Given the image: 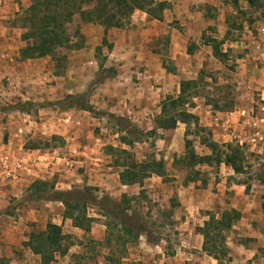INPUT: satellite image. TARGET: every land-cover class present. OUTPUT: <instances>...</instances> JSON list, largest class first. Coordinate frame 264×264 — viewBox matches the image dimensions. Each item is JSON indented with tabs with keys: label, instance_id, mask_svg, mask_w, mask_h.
<instances>
[{
	"label": "crops",
	"instance_id": "crops-1",
	"mask_svg": "<svg viewBox=\"0 0 264 264\" xmlns=\"http://www.w3.org/2000/svg\"><path fill=\"white\" fill-rule=\"evenodd\" d=\"M159 1L171 5L164 11L161 21L137 11L132 15L129 26L122 29L107 28L100 22L84 25L81 29L83 48L72 50L67 55L64 72L55 75L43 65L46 59H15L24 43L20 40L21 30L15 28L12 22L16 13L22 12L26 5L23 0H0V70L8 71L11 75L10 89L19 94L21 89L24 98L0 99V106L7 107L0 109V157L21 158L25 165L18 180L1 182L0 210L8 206L6 199L19 198L35 182L47 181L53 182L56 191L69 192L77 187H89L100 196L107 194L115 201H119L122 195L139 199L146 191L144 194H149L152 202H161L164 208L171 211L170 200L175 196L178 205L174 209L180 216L179 228L184 235L177 252L173 256H165L163 249L166 242L159 240L150 244L142 232L134 243L135 248L129 250L128 256L122 257L121 261L130 264H217L202 252L203 237L196 228L202 227L207 219L201 213L229 206L241 213L239 227L235 225L234 229L240 230L241 236L257 240L248 245L227 243L229 257L232 261L252 260L259 249L264 248V236L259 237V232L246 222L250 218L252 220L246 202L248 197L244 186L231 180L233 171L221 164L209 174L205 184L200 180L185 184L186 173L175 164V160L185 154L187 145L202 152L200 155H209V150L200 144V136L195 133L197 127L204 132L200 135L204 134L218 144L232 141L245 143L249 138L248 119L243 113H248L264 100V22H257L256 34L252 31L253 24V29H248L241 39L224 40L226 32L230 31L227 18L237 12L231 3L223 0ZM238 6L240 10L249 8L246 0H239ZM207 8L211 10V16L206 15ZM175 21L179 22L180 29L171 26ZM209 27L214 31L213 38L224 40L223 53L238 54L234 70L228 72L229 81L239 90L241 99H237L231 109H220V102L214 99L193 96L192 104L186 107L195 120L186 123L176 121L164 128L160 122L163 118L162 103L167 97L178 96L183 82H210V78L202 74L204 70L222 73L225 69L223 62L213 56L211 46L203 42L202 37L208 34ZM158 40L166 43L165 50L158 45ZM191 44L194 49L189 52ZM104 69L105 74L93 84L99 71ZM45 81L51 82L48 87L55 93L51 99L40 94L36 86L29 85L44 84ZM15 84H23L27 88ZM89 88L92 95L85 102L86 108L72 104L63 108L54 103L63 100L64 95L82 94ZM49 102L51 105H48ZM19 104L29 108H16ZM119 118L127 120L141 133L150 135V144L143 142L139 148L142 152L150 151L152 147L157 149L156 161L163 163V175L152 173L142 184L126 185L121 182L120 174L124 168L116 163L118 151L129 152L132 143L139 145V142L127 144L116 139L126 135L112 123ZM19 131L22 133L19 134ZM42 136L61 138L64 148L45 149L29 145ZM148 159L145 153H140L134 159L137 165L135 171L141 172L140 166L151 161ZM230 195L233 198L227 203L225 199ZM47 201L57 203L64 210L61 202ZM47 212V217L51 218L52 214L49 210ZM62 213L57 215V220L45 219L42 231L48 225H55L62 234H65L63 229L66 228L67 233L77 230L99 242L106 239V224L97 222L96 216L87 214L92 223L89 231L85 232L73 227L70 220H63ZM27 216L14 225L13 217H5L8 223L0 225V237L6 248H19L18 245L27 241L24 224L34 215ZM99 216L105 218L102 214ZM21 248L33 255L23 245ZM72 248L77 247L71 246L64 256L55 255L51 264H56L57 259L71 257ZM153 249L159 250L161 261L155 260L159 257ZM144 251L154 252L153 259L146 257ZM75 252L79 254L82 251ZM194 254L200 256L194 258ZM107 256L102 257V262H107ZM36 257L40 259V256ZM256 264H264V254L257 256Z\"/></svg>",
	"mask_w": 264,
	"mask_h": 264
},
{
	"label": "rangeland",
	"instance_id": "rangeland-1",
	"mask_svg": "<svg viewBox=\"0 0 264 264\" xmlns=\"http://www.w3.org/2000/svg\"><path fill=\"white\" fill-rule=\"evenodd\" d=\"M25 9L22 10V12H17L12 25L15 28H19L21 30V34H23L25 31L23 28H21L22 19L24 17L26 9L31 4L32 0H23ZM159 1V0H154ZM239 1V0H238ZM262 7L259 8H248L247 10H240L239 6L236 8L237 12L236 14H231L227 18L228 28H230V31L226 32L224 40L227 38L233 39V40H239L245 35L246 31L248 29H253L251 26H254V29L252 30L253 33L256 34L255 28H257L258 24L257 22H264V2H261ZM171 6V5H170ZM206 15L211 16L212 12L208 8L206 9ZM131 22V19H130ZM179 22L175 21L171 24L176 29H180V27L177 25ZM90 24V23H86ZM80 22V19L78 16H75L73 18V22L68 25V32H72V30L75 28V25H78L80 27V30L83 28L84 25ZM129 26V25H128ZM208 34L204 36V41H207L208 39H215L212 37L214 31L211 27H209L206 31ZM82 34V32H81ZM83 35V34H82ZM21 37V35H20ZM84 37V36H83ZM21 40V39H20ZM218 42H224V40H218ZM23 42V41H21ZM74 43L79 42V39L73 40ZM23 46L19 49L18 54L16 55L15 59L18 61H24L21 58L20 51L21 49H24L26 47V43L23 42ZM158 45H162L161 49L165 50L166 43L163 42V40H158ZM84 46V45H83ZM83 48V47H82ZM194 45L191 44L189 46V50H193ZM220 49L222 50V45H220ZM72 50L65 51L61 50L60 55H68ZM99 56V54H97ZM238 54H227L226 61L223 62V66H225V69L222 73H210L209 70L202 71V74L208 78H210V82H205V80H199L197 82V87L193 90H190V94L194 96H198L200 98L204 99H214L215 101L220 102V105L218 108L220 109H231L237 102V99H241V95L239 90H237L236 86L231 84L229 81L230 76L228 71H233L234 67L236 66L234 64L235 58ZM101 59V56H99ZM40 59H46V62H43L44 66L49 67L50 71L57 75V73L64 72L65 68L67 67V57L66 61L63 60L62 62H56L51 57H44ZM9 64H13L7 60ZM170 66V64H168ZM171 67V66H170ZM227 70V71H226ZM0 99H24L23 96H21L22 90H20V94L16 91H12L10 89V81L9 78L11 77L10 74H8V71H4L3 69L0 70ZM104 71H99V75H97L93 81V84L99 81L101 76L105 74ZM16 76V75H14ZM17 78V77H15ZM18 79H21L18 77ZM16 83V81H15ZM50 81H45L44 84H34L29 83L30 86H36L35 89L40 92L43 96L55 97V93L51 90ZM20 85L19 87H23V89H26V86H23V84H15ZM14 85V86H15ZM40 86V87H39ZM3 90V91H2ZM11 92V94H10ZM82 94H89L87 96V99L91 98L92 92L90 91V88L87 89ZM81 94H75V95H64L61 99V101H56L54 103L58 104L61 107H67L72 105H81L83 102L81 100H69L68 96H77ZM53 99H57L53 98ZM45 105V102L43 103ZM48 105H51V102L48 103ZM6 109V106H0L1 108ZM23 107L26 108L29 106L24 104L16 105V108ZM31 110V109H29ZM113 124L117 127V129L122 130L126 133V135L118 136L116 139L118 141L123 142H139V145H134L132 143V148L127 152V154L119 155L117 156L116 163H120L121 165H127L129 166L131 162H134L137 157L140 156V153H145L147 155V158L151 161L157 160L156 154L157 149L152 147L150 151L142 152L139 147H141V144L143 142H146L147 145L150 144V141L148 138L150 137L149 134H143L140 131L136 130L134 127H131L127 120L123 118L114 119L112 121ZM114 126V127H115ZM225 144H232L235 146H238L244 157V161L242 163L243 171L241 174H237L233 177H231V180L237 184H241L244 186V192L245 195H247L248 198H246V202L249 204L250 209V217H252V220H246L248 224L252 226L255 232H259V237L262 238L264 236V141L261 144L256 145V147H252L250 145L244 144V146L239 145L238 142L232 141ZM29 145H37L39 147L50 149V148H64V143L61 138L57 136H42V138L36 139L33 142H31ZM218 145H224V144H218ZM198 155H200L202 152L199 150H195ZM221 152H225L224 148L220 149ZM210 156V151H209ZM120 159V160H119ZM148 159V160H149ZM153 159V160H152ZM135 163V162H134ZM197 169V168H196ZM186 175H189V171L183 169ZM199 170V177L200 180L209 179V174L213 173L215 170H217V167L214 165L207 166V168H198ZM168 178H166L167 180ZM45 184L46 187H44V192L36 193L34 189L40 185L39 182L34 184L32 186V189L26 191L21 197L19 198H9L6 199V202L8 203V206L4 208L3 210H0V225H7L8 220L5 218L7 216L13 217V225L15 222L21 218H24L29 215L30 217L34 215L33 218H29L31 220H28V222L24 224L26 227L25 235L27 238L30 236L33 232L42 231V229L45 227V221L47 219H56L57 215L62 213L63 210H61L60 206H57V203L52 202L53 204H50L47 199L55 196V189L52 181L42 182ZM53 187V189H52ZM84 187H77L74 189H71L70 192L72 193H88L83 189ZM65 192V191H63ZM146 191H144L145 193ZM88 194L91 195V198L93 200L87 204V208L84 209L86 214H89V216L94 217L96 216L97 222H101L103 224H107L111 222V218H101L99 215L103 214L105 210L113 209L111 206L108 205L106 202L110 201L112 203H115V199L111 198L107 194L99 195L94 191L89 192ZM149 194H144L142 198L139 199V201H135L132 203V208L130 211L127 212L128 217L130 219L132 218L134 222H136L137 225H142L145 229L144 235L147 236V240L150 244H154L159 242V240H164L166 243L164 244L163 252L165 256H173V253L175 254L177 252V247H179L184 240V235L182 230L179 228V221L178 218L180 216H177V213H175L174 207H177L178 202L177 198L173 196V198L170 200V206L173 205L172 211L169 210V208H164V204L161 202H152L153 198H149ZM233 197L227 196L225 201L227 203L231 202ZM144 202V204H142ZM148 202V203H147ZM115 204H119L118 199ZM45 205H48L46 208ZM146 207L148 209H146ZM234 209L231 207H226L224 209L217 208L216 210L209 211L211 214L215 215L216 217L220 216V214L224 210ZM33 210L38 211V213H34ZM50 211L52 214V217H47L46 213L49 215ZM236 210V209H235ZM238 211V210H237ZM239 212V211H238ZM206 213V212H205ZM205 213H201V215H205ZM240 213V212H239ZM241 214V213H240ZM27 216V217H29ZM206 220L204 223L208 220V217L206 216ZM36 219V220H35ZM46 219V220H45ZM241 220V218H240ZM10 221V220H9ZM49 221V220H48ZM133 221L130 220L129 223L131 225L133 224ZM11 222V223H12ZM112 224V222H111ZM135 224V225H136ZM137 228V226H135ZM238 225V226H237ZM235 226V225H234ZM112 227V226H111ZM112 231V238L110 236V241L104 240L99 242L98 240L92 239L90 236L82 234L80 231L70 232L67 233V229L64 228L63 232L66 236L64 243L65 245L77 247L72 248L70 255L71 257L64 258V259H57L56 264H108L107 262H102V257L108 253H113L111 251H115L116 254H114L116 257H127L129 254V250L135 248L136 245L133 243L124 242V240L131 241V237L126 239L125 237L121 238L120 240H117L116 243V237H117V231ZM203 227V226H202ZM236 227H239L236 223ZM198 228V227H197ZM240 235V236H239ZM105 238L107 236H104ZM3 238L0 237V264H40V259L36 257L35 255H31L25 249L21 248V245L24 246V243L21 245H18L19 248H6L5 244L2 242ZM258 239V238H257ZM28 240V239H27ZM254 239H250L244 236H241V231L237 228L231 230V232L228 234L227 237V243L228 244H250L253 243ZM124 242V243H123ZM123 244V245H122ZM137 244V243H136ZM227 244V247H228ZM25 247V246H24ZM26 248V247H25ZM81 248V249H80ZM229 249V248H228ZM74 251H82L79 254L74 253ZM155 253L159 250H154ZM146 252V257H151L153 259L154 252L150 251H144ZM149 253V256H148ZM264 254V248H260L257 254L255 255V258L253 257L252 260H239V261H232V258L230 262H227L225 264H256L257 256ZM196 256H200L197 254H194V258ZM156 257H159V259L155 260H162L161 253L157 252ZM190 263V261H189ZM121 264H130V262L127 261H121ZM136 264V263H132ZM151 264V263H149ZM183 264V263H182ZM188 264V263H186Z\"/></svg>",
	"mask_w": 264,
	"mask_h": 264
},
{
	"label": "trees",
	"instance_id": "trees-1",
	"mask_svg": "<svg viewBox=\"0 0 264 264\" xmlns=\"http://www.w3.org/2000/svg\"><path fill=\"white\" fill-rule=\"evenodd\" d=\"M223 1L231 3L235 8L238 7V0ZM246 1L248 7L254 9L262 7L261 2H264V0ZM170 7V4L166 1L154 0H32L25 11L21 24V28L25 32L21 34L20 39L27 44L20 51L21 59L51 57L59 63L63 60L66 61L67 56L60 55L61 50H79L84 45V37L78 25H75L72 32H68V25L73 22L75 16H78L80 22L83 24L100 22L107 28L122 29L130 24L132 15L137 11L147 14L152 19L161 21L164 11ZM204 36L202 37L203 42L205 45L211 46L213 56L219 61L225 62L227 53H223L220 49L222 42H218L216 39L204 41ZM76 39H79V42L74 43L73 40ZM61 73L59 71L57 75ZM197 82H183L178 96H169L163 101L161 126L167 128L176 121L186 123L195 120V117L187 112L186 105L189 107L192 104L191 99L194 95H191L189 91L197 87ZM88 95L68 96V99L81 100L83 103L78 106L86 108L85 102ZM195 133L200 136V144L210 151V156L198 155L193 147L187 145L185 154L175 160L176 165L189 171V175H186L185 184L186 182L200 180L198 179L200 174L198 168L202 166L214 165L218 168L221 164H224L235 175L242 173L244 157L238 146L232 144L218 145V143L210 141L204 134L200 135V133L204 132L198 127L195 128ZM127 144H131V142ZM221 148H224L225 152H221ZM110 150L114 151L113 149ZM118 154L124 155L127 152L118 151ZM117 164L124 168L120 174V178L121 182L126 185L142 184L143 180L150 174L163 175L164 173L163 163L156 160L144 163L141 166L139 165L141 172L135 171L137 165L134 162H131L129 166ZM200 181L202 184L206 183L205 180ZM39 183L40 185L34 189L36 193L44 192V187H46L44 183ZM34 184L28 190L32 189ZM83 189L88 193L93 191L89 187H84ZM55 192V196L47 200L59 201L63 204V220L68 219L72 222L73 227L85 232L89 231L92 219L87 216L84 209L93 200L91 195L88 193H72L70 191ZM143 195L144 193H141L140 198ZM139 199L122 195L118 201V205L115 204L116 201H114L115 203H112L113 201L106 202L108 205H112L111 207L113 208L105 210L102 214L105 218H111L112 222V224L111 222L106 224V241L111 242V226L113 231H117L116 243L118 242L117 240L123 237L126 239L131 237V241L124 240V242L134 244L142 231H145L142 225H137L127 215V212L132 208V203L139 201ZM170 207L173 208V205L171 204ZM205 215L208 217V220L203 224V227L196 228L197 232L203 237L202 252L214 259L217 264L230 262L227 237L234 225L240 221L241 214L235 209H229L224 210L218 217L210 212H206ZM130 220L133 221L134 225L136 224L137 228L129 223ZM65 238L66 236L62 234L58 226L48 225L44 231L31 233L24 246L33 255L40 256L41 264H51L55 255L64 256L67 254L69 246L65 245ZM111 252L113 253H108L106 257L108 264H121L122 257H116L114 255L116 254L115 251Z\"/></svg>",
	"mask_w": 264,
	"mask_h": 264
},
{
	"label": "built area",
	"instance_id": "built-area-1",
	"mask_svg": "<svg viewBox=\"0 0 264 264\" xmlns=\"http://www.w3.org/2000/svg\"><path fill=\"white\" fill-rule=\"evenodd\" d=\"M248 119L250 128L249 138L245 143H239L256 147L264 141V100L259 102L248 113H243ZM22 132L19 131V134ZM25 169L24 162L21 158L0 157V184L4 181H16L20 177L21 171Z\"/></svg>",
	"mask_w": 264,
	"mask_h": 264
}]
</instances>
